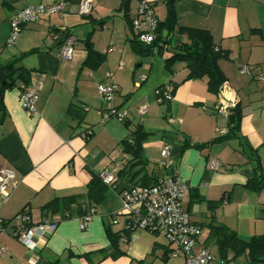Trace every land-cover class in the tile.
Wrapping results in <instances>:
<instances>
[{"label": "crops", "instance_id": "1", "mask_svg": "<svg viewBox=\"0 0 264 264\" xmlns=\"http://www.w3.org/2000/svg\"><path fill=\"white\" fill-rule=\"evenodd\" d=\"M56 1L0 0V66L17 60L16 66L29 72L28 86L38 97L37 113L30 115L20 104V81L0 96V173L13 171L18 181L9 188L7 201L0 196V218L16 224L15 217L25 210L33 224L57 222L56 232L37 240L35 251L8 232L1 234L0 247L6 250L0 254V264L51 260L58 264H182V257L170 256L172 247L164 236L144 230L134 231L130 242L121 243L123 255H109L106 228L110 225L119 232L126 221L120 215V191L138 186L144 174L160 178L164 147H169V157L189 187L182 204L201 229L199 247H208L220 257L210 238L216 225L235 231L243 240L264 235V187L255 191L248 186L259 176L256 167L264 174V84L257 78L264 74V0H174L172 6V0H147L156 5L160 21L172 7L180 27L209 31L216 48L228 53V59L219 61L225 81L216 94L209 92L207 77L186 80V63L177 62L172 71L165 67L164 58L172 55L176 42H188L186 34H175L163 57L136 51V35L128 20L137 15V0L129 1L127 12L122 9L126 0H94L88 15L80 14L81 0H67L64 15L25 25L15 43L7 45L13 14ZM66 34L77 39L68 61L58 56ZM89 42L98 55L89 58L88 64ZM240 65L252 67L253 74L242 75ZM171 81L178 87L170 104L158 102L156 90ZM100 83L118 85L112 102L98 95ZM222 106L230 114L239 109V126L229 138L212 142L231 128L229 118L217 113ZM70 108L82 111L83 119L70 114ZM111 109L126 110L128 121H104ZM140 109L146 113L140 114ZM137 127L147 134L142 144L144 166H133L132 155L122 147ZM88 130L92 135L85 139L82 134ZM186 141L209 144L204 149H183ZM212 161L220 163L218 170L211 169ZM140 169L142 174L135 177ZM102 172L110 174L116 186L96 206L86 230L80 229L85 207L79 203L58 213L45 210L56 199L80 196L83 202L92 175ZM222 199L220 206L210 209L211 203ZM115 215L118 224L112 223ZM232 258L230 253L229 264L248 263L246 255Z\"/></svg>", "mask_w": 264, "mask_h": 264}, {"label": "built area", "instance_id": "2", "mask_svg": "<svg viewBox=\"0 0 264 264\" xmlns=\"http://www.w3.org/2000/svg\"><path fill=\"white\" fill-rule=\"evenodd\" d=\"M137 15L132 19L133 31L136 39L144 46L153 45L158 36L159 18L156 5L147 0H137ZM94 0H81L80 14L88 15L91 12ZM67 0H57L49 5H35L17 11L10 17V35L7 45L11 46L17 40L23 27L27 24L38 23L41 20L55 14L64 15ZM59 37L56 36L55 39ZM77 39L72 34H66L58 52L62 60H71L74 54ZM239 71L242 75L253 74L254 69L248 65H240ZM258 81L264 84V74L258 75ZM144 80V77H142ZM21 107L30 115L37 113V92L34 88L24 84L19 85ZM96 91L106 102H112L118 85L115 83L98 84ZM172 85L166 83L156 90L158 102L172 100ZM140 114H145L146 109H140ZM217 113L229 118L230 112L222 106ZM117 119L124 122L128 119V113L124 109H111L105 116L104 121ZM92 135L88 130L82 134L87 139ZM169 147H164L161 151L160 167L164 174L157 183L151 186H133L120 191L119 197L122 203L121 216L130 220L135 230H144L150 233L160 234L166 238L172 247L170 256L173 258L182 257V264H229L226 259L214 255L210 248L199 247L198 238L201 229L192 221L190 214L183 208L182 201L189 191L188 185L179 176L177 168L169 157ZM212 170H218L220 163L212 161ZM101 177L108 185L114 184V178L107 172H102ZM18 184L15 173L10 170H3L0 173V196L3 201L9 198V188H15ZM97 209L92 208L89 214L84 216L80 223V229L86 230ZM119 215V214H118ZM117 215L112 218L113 224H118ZM17 221H6L0 218V235L8 232L19 240L28 250L37 249V240H46L57 230V222L42 221L37 224L31 223L27 211L19 213L15 219ZM5 247H0V254L5 252Z\"/></svg>", "mask_w": 264, "mask_h": 264}, {"label": "trees", "instance_id": "3", "mask_svg": "<svg viewBox=\"0 0 264 264\" xmlns=\"http://www.w3.org/2000/svg\"><path fill=\"white\" fill-rule=\"evenodd\" d=\"M129 1L130 0H126V2L123 4L122 9L125 12L128 10ZM173 1L174 0L169 1L170 6H172ZM128 26L129 29L133 30L132 21L128 20ZM165 32H167L166 36L164 35ZM175 34H186L188 37V42H176V45L174 46L175 50L173 51L172 55L170 57L164 58L165 67L169 71H172L173 66L177 62L186 63V67L189 70L186 80L207 77L209 92L216 94L219 90V87L225 81V76L219 67V61L222 59H228V53L216 48L213 37L209 31L180 27L177 23L172 7L169 10L165 20L159 22L157 40L153 45L144 46L136 39L133 42L137 47L141 48L142 54H158L163 57V53L165 49H167V46L172 45L173 36ZM96 55H98V53L92 49L91 43L89 42L87 63L89 62V58ZM16 64L17 60H13L5 65L0 66V96H2L6 90L16 87L18 81L28 85L29 72L18 68ZM169 83L172 85L171 94L173 96L178 85L173 81ZM161 103L170 104V101H163ZM69 113L75 115L77 110L70 108ZM77 114H80V118L82 117L83 119L84 115L82 114V111H78ZM127 121L128 119L124 122L126 123ZM239 121L240 111L236 108L229 116V124L231 128L228 134L225 137L216 138L212 142L222 141L229 138L236 132L239 126ZM146 138L147 134L144 132V130L141 127H137L133 131L131 138L122 142L123 151L125 153L131 154L133 157V166L139 164H142L143 166L145 165L141 156L142 144ZM208 144L209 143L198 145L186 141L183 149L189 147L204 149ZM255 170L259 173V176L250 181L248 186L252 188V190L257 191L264 187V174L261 173L259 167H256ZM123 173L129 174V171H124ZM141 174V169L134 172L135 177H139ZM140 180L141 181L139 185L137 184L138 186H151L157 183L159 178H151L147 174H144L141 176ZM115 186V184L111 186L105 183L101 177V173H95L92 175L87 185V192L85 194V198H83L85 199L83 202H80V196L56 199L52 203L48 204L45 207V210L51 211L52 213H58L61 209L66 211L72 204L79 203L82 209L85 207L83 216H86L89 214V209L91 207L96 208V206L103 201L106 192L111 188L114 189ZM197 198L200 200L199 197ZM222 203L223 199L219 202L211 203L209 207L210 209L214 210ZM28 216L30 218L29 214ZM113 217L114 216L111 217V220ZM129 222L130 220L126 218L124 228L119 232L114 231L110 225H108L106 228V233L111 245V252L109 255L113 258L124 254L120 249L121 243L130 242L133 232L136 231L132 225H129ZM210 238L215 241L220 257L226 259L227 261H229V254L232 253V259L246 255L248 258L247 264H264V235L254 236L249 240H243L237 235L235 231L230 230L223 225H216L211 227ZM47 264H58V262L56 260H51L48 261Z\"/></svg>", "mask_w": 264, "mask_h": 264}, {"label": "water", "instance_id": "4", "mask_svg": "<svg viewBox=\"0 0 264 264\" xmlns=\"http://www.w3.org/2000/svg\"><path fill=\"white\" fill-rule=\"evenodd\" d=\"M61 42H59L58 43V45L60 44ZM134 48L136 49V51H138V52H140L141 51V49L140 48H138V47H136V45L134 46Z\"/></svg>", "mask_w": 264, "mask_h": 264}, {"label": "rangeland", "instance_id": "5", "mask_svg": "<svg viewBox=\"0 0 264 264\" xmlns=\"http://www.w3.org/2000/svg\"><path fill=\"white\" fill-rule=\"evenodd\" d=\"M141 57V56H140ZM159 235V234H158Z\"/></svg>", "mask_w": 264, "mask_h": 264}]
</instances>
